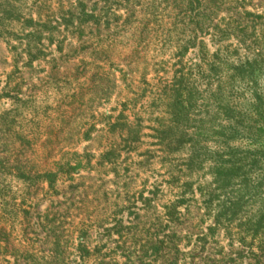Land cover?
<instances>
[{
    "label": "rangeland",
    "instance_id": "rangeland-1",
    "mask_svg": "<svg viewBox=\"0 0 264 264\" xmlns=\"http://www.w3.org/2000/svg\"><path fill=\"white\" fill-rule=\"evenodd\" d=\"M82 6L100 26L78 29ZM207 7L242 48L264 40V0ZM195 57L191 0H0V264H255L191 201L209 179L191 177L184 128L158 129L149 93Z\"/></svg>",
    "mask_w": 264,
    "mask_h": 264
},
{
    "label": "trees",
    "instance_id": "trees-1",
    "mask_svg": "<svg viewBox=\"0 0 264 264\" xmlns=\"http://www.w3.org/2000/svg\"><path fill=\"white\" fill-rule=\"evenodd\" d=\"M207 6L208 0H191V51L196 52V60H191V75L182 70L172 73L168 83L149 94L153 108L160 112L158 129L161 133L171 134L173 130L178 132L184 128L180 137L184 141L187 138L186 161L191 167V177L202 173L209 179L205 190L198 183L194 190L191 182V201L198 193L213 220L208 232L213 234L222 228L227 237H231L233 231L244 235L254 245V250L248 251L250 258L255 264H262L264 40L256 38L253 44L257 47L242 48L244 30L230 24L213 25L210 18L214 13ZM80 16L82 24L78 29L90 27L89 23L92 27L100 26L101 15L87 14L83 6ZM206 37L210 38L208 43ZM210 43L215 50L211 51ZM242 49L245 54L240 55ZM134 125L125 122L126 136L122 135L125 142L140 141V120ZM110 127L115 129L117 125ZM189 128L191 134L187 131ZM110 155L111 150L101 157ZM68 167L69 171H75L80 164ZM43 178L50 184L54 179L52 174H45ZM181 203L176 202L173 209Z\"/></svg>",
    "mask_w": 264,
    "mask_h": 264
}]
</instances>
